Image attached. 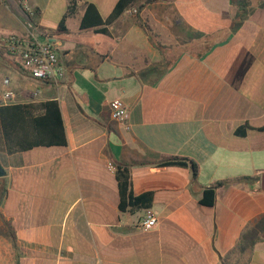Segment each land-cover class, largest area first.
Instances as JSON below:
<instances>
[{
    "label": "crops",
    "instance_id": "crops-1",
    "mask_svg": "<svg viewBox=\"0 0 264 264\" xmlns=\"http://www.w3.org/2000/svg\"><path fill=\"white\" fill-rule=\"evenodd\" d=\"M118 1L0 0V93L57 101L67 138L11 154L0 142V228L14 235L0 236V264H264V0H138L106 34L80 28L86 5L105 22ZM10 36L53 45L57 86L28 77ZM115 99L125 124L110 119ZM168 157L195 163L196 178L189 164L158 166ZM119 166L149 209L121 210ZM145 211L157 217L149 231Z\"/></svg>",
    "mask_w": 264,
    "mask_h": 264
},
{
    "label": "trees",
    "instance_id": "trees-1",
    "mask_svg": "<svg viewBox=\"0 0 264 264\" xmlns=\"http://www.w3.org/2000/svg\"><path fill=\"white\" fill-rule=\"evenodd\" d=\"M138 0H119L114 7L107 21H103L96 7L92 4L86 5L84 15L80 22L82 30H94L96 33L106 34L107 30L103 27L106 23L115 20L123 11L131 7ZM152 3L157 0H147ZM76 3L71 2L67 12L59 23V31L64 32L65 20L74 14ZM145 29L151 36L153 44L158 50L164 47L154 39L151 29L145 24ZM29 77V76H28ZM30 78V77H29ZM31 79V78H30ZM33 80V79H31ZM43 82V81H42ZM251 128L248 125L240 126L235 134L245 137ZM264 132V127L258 129ZM0 142L3 144V150L7 153L24 152L33 148H63L67 146V138L61 116L59 104L55 100H49L40 103L0 105ZM190 165L193 177L197 176V166L195 163L186 159L177 157H168L163 159L158 166H186ZM117 179L120 196V208L126 207L140 209H149L152 203V195L145 193L139 196H133L130 191L129 170L126 166L117 168ZM246 180V179H245ZM222 183L203 191L201 205L205 207L213 206L215 199V188ZM2 194L0 193V196ZM262 220L255 223L249 230L242 234L237 251L240 253L253 247L259 239L258 232ZM8 226L0 228V236L7 238L14 245V235L8 230Z\"/></svg>",
    "mask_w": 264,
    "mask_h": 264
},
{
    "label": "built area",
    "instance_id": "built-area-1",
    "mask_svg": "<svg viewBox=\"0 0 264 264\" xmlns=\"http://www.w3.org/2000/svg\"><path fill=\"white\" fill-rule=\"evenodd\" d=\"M135 12V11H133ZM9 49L17 55L21 68L27 75L37 81H47L55 86L63 78V69L58 64L57 54L52 44H40L36 41H25L17 36L6 39ZM5 84L8 81L4 82ZM16 104V95L11 90L0 93V105ZM110 119L118 124H125L129 118V111L120 99L109 103ZM114 170L113 165H109ZM157 225V217L150 211H145L140 219V228L149 231Z\"/></svg>",
    "mask_w": 264,
    "mask_h": 264
},
{
    "label": "water",
    "instance_id": "water-1",
    "mask_svg": "<svg viewBox=\"0 0 264 264\" xmlns=\"http://www.w3.org/2000/svg\"><path fill=\"white\" fill-rule=\"evenodd\" d=\"M4 175V171L0 167V177Z\"/></svg>",
    "mask_w": 264,
    "mask_h": 264
}]
</instances>
